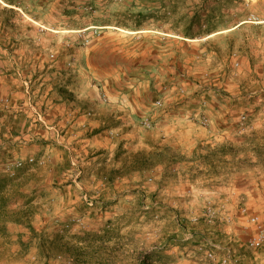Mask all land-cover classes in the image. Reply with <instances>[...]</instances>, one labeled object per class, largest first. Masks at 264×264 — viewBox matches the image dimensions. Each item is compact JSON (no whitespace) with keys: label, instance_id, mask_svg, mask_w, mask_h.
Returning a JSON list of instances; mask_svg holds the SVG:
<instances>
[{"label":"rangeland","instance_id":"rangeland-1","mask_svg":"<svg viewBox=\"0 0 264 264\" xmlns=\"http://www.w3.org/2000/svg\"><path fill=\"white\" fill-rule=\"evenodd\" d=\"M174 1L166 14L170 0H16L13 13L0 17V95L23 98L38 114L55 102L77 120L134 113L142 133L134 167L131 158L119 167L130 179L134 169L135 181L108 197L100 193L104 184L90 179L102 167L91 160L96 149L83 141L92 133L82 126L74 150L65 149L51 173L54 147L46 144L45 169L31 173L42 183L32 177L11 184L2 174L0 258L16 254L11 264H220L223 258L264 264V247L246 249L254 228L240 213L246 208L264 221V150L256 152L254 143L264 127V0ZM200 6L210 27L194 41L182 40L185 17ZM142 7L154 14L142 31L120 26L133 27L127 14ZM242 115L245 130L238 125ZM163 117V127L176 132L196 135L198 125L215 131L205 134L197 156L187 155L149 135ZM249 189L255 195L246 196ZM102 193L103 203L91 199ZM75 206L79 217L70 213ZM209 210L216 214L211 224ZM8 222L22 233H5ZM3 235L23 248L1 242Z\"/></svg>","mask_w":264,"mask_h":264},{"label":"crops","instance_id":"crops-1","mask_svg":"<svg viewBox=\"0 0 264 264\" xmlns=\"http://www.w3.org/2000/svg\"><path fill=\"white\" fill-rule=\"evenodd\" d=\"M10 95L11 92H9ZM9 96L0 95V181L4 178L2 174L5 175L3 171V166L6 164H11L16 160H25L27 158H33L35 164L32 166H24L22 169L16 170L15 176L11 179V184H27L29 180H33L31 173H35L37 169H45V158L44 152L47 151L50 142L53 145L52 164L47 166L49 172H53L55 168L60 167L61 158L63 153L68 149L69 151L74 150L77 140V133L80 126L84 127V130L92 133L86 141L91 149H96L92 152V161L100 159L101 165V175L98 177L96 171L98 168L93 169V174H91L90 179L93 181L98 180L104 184L105 189H101V192L106 191L108 197V191H114L118 189L120 184L132 183L135 181L134 169H132V178H125L124 171L119 167L123 166V161L125 159H132L130 162L132 167H134V156L141 151V140L142 133L138 128V117L134 113L125 112H107L101 114L102 116L98 119L95 117L92 120H87L85 118H80L77 120V115L73 112H65L61 110V104L56 105L55 102L50 107L39 114L26 108L27 103L23 101V98H8ZM115 99H122L124 97L117 96ZM60 101V100H59ZM27 109V110H26ZM26 119H31L30 121ZM168 120L167 117L160 118L154 130L150 132L149 135L155 137V139L162 138L160 145H164L166 149L179 150L182 153L193 156H197L201 151L200 145L205 141V134L207 138L214 134V128H209V131H205L204 128L197 126V130H202L196 135L189 134L188 131L176 132L163 127L165 122ZM28 123V124H27ZM40 123V124H39ZM87 126V127H86ZM91 127V128H90ZM93 127V128H92ZM254 125L252 124V129ZM264 127L262 131L256 134V152H262L264 150ZM256 133V132H255ZM254 133V134H255ZM253 134V136H254ZM257 135H259L257 137ZM182 137L181 140L176 139ZM215 139V138H214ZM168 147V148H167ZM63 152V153H62ZM62 154V155H61ZM14 156V158H12ZM253 161V159H252ZM2 168V170H1ZM114 168V169H113ZM138 177L140 173L137 174ZM7 176V175H6ZM8 177V176H7ZM39 177V176H37ZM42 177V176H40ZM36 182L42 183L43 181L38 178H34ZM64 192V190H62ZM255 189L252 191L249 189L245 192L246 196L255 195ZM59 192L61 190L59 189ZM65 195V194H64ZM70 203L75 204L78 199L72 201L73 195L69 192ZM104 194L98 197H91V199H98L102 201ZM60 200V196L58 197ZM61 202V201H60ZM95 206L98 205L94 202ZM88 206L92 205V200H89ZM77 208V209H76ZM78 207H74L70 210L74 216H81L78 214ZM86 212V210H85ZM93 209L88 210L84 213V218L87 224H91L93 221L89 219L92 214ZM107 215L104 211L101 216ZM4 228L5 233H11L13 231L17 233H22L21 226L14 225L13 223H5ZM23 228V227H22ZM24 230V228H23ZM37 231V230H36ZM1 242L15 243L23 248V242H11V238H6ZM8 239V241H7ZM187 241L186 238L181 240ZM7 248V247H6ZM1 251V250H0ZM19 253V252H18ZM9 256V255H8ZM0 258V261L4 259L0 264H11L12 259H17V255L12 254L11 258ZM264 259V258H263Z\"/></svg>","mask_w":264,"mask_h":264},{"label":"built area","instance_id":"built-area-1","mask_svg":"<svg viewBox=\"0 0 264 264\" xmlns=\"http://www.w3.org/2000/svg\"><path fill=\"white\" fill-rule=\"evenodd\" d=\"M157 106L160 105V102H156ZM264 114V111H262ZM199 122L202 126L207 127L208 121L204 117L199 118ZM238 125L241 130L247 129L248 117L246 115H242L239 117ZM146 128L149 127L148 124L145 123L144 125ZM35 164V160L33 158H27L25 160H16L11 164H6L3 166L4 173L13 178L15 176V171L22 169L25 165L32 166ZM240 213L247 217V223L252 228H254V234L248 238L246 241V249L250 251H257L264 247V221L260 220V218L256 215H249L246 208H242ZM215 213L212 210H209L206 214V222L211 224L215 221ZM205 256L208 258L209 261L214 260L213 255L210 252H205ZM236 262H231L230 259L223 258L220 261V264H235ZM69 264V263H68Z\"/></svg>","mask_w":264,"mask_h":264},{"label":"trees","instance_id":"trees-1","mask_svg":"<svg viewBox=\"0 0 264 264\" xmlns=\"http://www.w3.org/2000/svg\"><path fill=\"white\" fill-rule=\"evenodd\" d=\"M15 1L16 0H0V2L8 7H10L11 9L5 8L0 10V17L7 14V13H13L12 8L16 7L15 5ZM170 2L172 4L169 5L168 11L166 12L171 14L174 11L175 8V1L174 0H170ZM1 7V6H0ZM131 7V5H130ZM132 7L135 8V6L132 4ZM142 11H138L135 14H127V17L129 19H134L135 20V24L133 27L130 26H126L123 24H120V26L130 29V30H135V32H139L142 31L145 27L144 24L146 23L145 21L154 18L152 14H145L146 12H148V10L145 7L141 8ZM151 10H155L154 8H152ZM206 11V6H200L196 11H194L190 16H186L185 17V27L183 28L182 32H180V38H182V40H186V41H194L196 39L197 36H200V33H202L201 29H205L210 24V16H204V12ZM145 12V13H144ZM214 11L211 10L210 11V15L213 13ZM69 12H66L65 14H67ZM163 17H166L165 14H163ZM1 26V24H0ZM197 29V32H193L194 29ZM177 32V31H176ZM209 33V32H208ZM1 183V181H0ZM2 189L1 185H0V190ZM1 192V191H0Z\"/></svg>","mask_w":264,"mask_h":264}]
</instances>
